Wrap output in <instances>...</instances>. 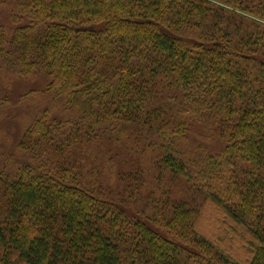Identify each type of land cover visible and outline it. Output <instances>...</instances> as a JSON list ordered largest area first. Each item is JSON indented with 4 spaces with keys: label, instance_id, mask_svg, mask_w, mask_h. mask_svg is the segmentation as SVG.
I'll return each instance as SVG.
<instances>
[{
    "label": "trees",
    "instance_id": "1",
    "mask_svg": "<svg viewBox=\"0 0 264 264\" xmlns=\"http://www.w3.org/2000/svg\"><path fill=\"white\" fill-rule=\"evenodd\" d=\"M0 5V72L48 95L0 163V264H234L195 231L203 202L264 264V0Z\"/></svg>",
    "mask_w": 264,
    "mask_h": 264
},
{
    "label": "rangeland",
    "instance_id": "2",
    "mask_svg": "<svg viewBox=\"0 0 264 264\" xmlns=\"http://www.w3.org/2000/svg\"><path fill=\"white\" fill-rule=\"evenodd\" d=\"M9 16L10 12L0 5V26L9 29L11 26ZM11 73L0 72V163H3L8 156L16 155L15 146L24 127L30 122L36 109L45 106L47 103L45 97L48 98L47 94L42 96L45 86V79L42 76L20 79L18 76L15 77L13 72ZM3 104L8 106L3 107ZM203 135L202 128L192 124L188 130L186 144L206 146L211 153L220 151L219 142L203 140ZM164 186L170 195L165 197V202L169 203L171 199L182 200L181 191L185 190L182 186L188 188L187 185L176 181L172 184L165 182ZM157 189V186H153L152 190L143 193V197L158 195ZM140 198L136 199L138 203ZM195 231L234 264H248L250 261L252 257L250 238L211 203H201Z\"/></svg>",
    "mask_w": 264,
    "mask_h": 264
}]
</instances>
